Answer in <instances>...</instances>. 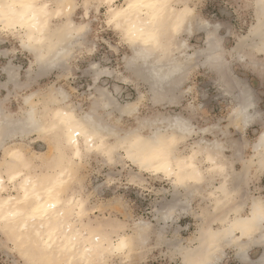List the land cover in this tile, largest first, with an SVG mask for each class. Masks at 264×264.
Wrapping results in <instances>:
<instances>
[{
    "label": "clouds",
    "instance_id": "obj_1",
    "mask_svg": "<svg viewBox=\"0 0 264 264\" xmlns=\"http://www.w3.org/2000/svg\"><path fill=\"white\" fill-rule=\"evenodd\" d=\"M24 9L35 32L12 29ZM0 41L27 63L0 84V185L59 194L80 233L77 258L53 247L50 264L264 251V0H0Z\"/></svg>",
    "mask_w": 264,
    "mask_h": 264
},
{
    "label": "bare ground",
    "instance_id": "obj_2",
    "mask_svg": "<svg viewBox=\"0 0 264 264\" xmlns=\"http://www.w3.org/2000/svg\"><path fill=\"white\" fill-rule=\"evenodd\" d=\"M18 15L16 24L12 25L13 31L16 30L17 25L25 30L35 32L39 26V16L36 12H31L30 9H24ZM43 31V27H40ZM1 54L0 51V56ZM2 73L5 75L6 81L0 83L7 85L9 81L18 79L17 68L7 67L1 68ZM92 137L88 138L89 148L96 147L92 144ZM73 144L77 143L76 136L72 137ZM9 184L0 185V207L3 208V213L0 214V228L1 235L5 238H11L10 249L22 255L24 258L29 259L34 253L44 249L45 242L51 245L47 252L48 258H51V249L55 247L56 259H67L68 261L77 258L78 237L79 231L76 229L75 223L66 219V207L61 206V200L57 197L44 195L41 198L40 193H34L32 189H27V197L25 196V189L30 182V178H26L20 184H15L14 177H9ZM227 185L225 184V187ZM15 188L16 190H13ZM55 205V207H50ZM84 202L77 201L75 204L76 214L79 216L83 213ZM70 213L71 210L67 209ZM59 221L63 225V235H57L56 223ZM121 241V238L116 247ZM126 242V241H125ZM81 257L83 252L78 253ZM252 264H264V251L260 250L256 257L249 256L246 258ZM241 263L245 264V258H241Z\"/></svg>",
    "mask_w": 264,
    "mask_h": 264
},
{
    "label": "rangeland",
    "instance_id": "obj_3",
    "mask_svg": "<svg viewBox=\"0 0 264 264\" xmlns=\"http://www.w3.org/2000/svg\"><path fill=\"white\" fill-rule=\"evenodd\" d=\"M0 49H1V68L7 67L10 65L11 67L17 68L18 72V78L20 75L26 70L27 63L25 61V58L16 53L15 48L10 45L7 41H0ZM96 62L102 63V66H108L106 63L97 60ZM1 83L6 81L5 75L2 73L1 70ZM133 195L138 197V200L140 202V206L142 208L148 207L150 201L148 198H145L143 196H140L138 193L133 192ZM11 241V238H5L1 235V228H0V242ZM15 256L16 258L23 257L22 255H18L16 251L12 249H8L7 253L0 256V259H3L5 261L9 260L10 257ZM26 259V258H25Z\"/></svg>",
    "mask_w": 264,
    "mask_h": 264
},
{
    "label": "snow or ice",
    "instance_id": "obj_4",
    "mask_svg": "<svg viewBox=\"0 0 264 264\" xmlns=\"http://www.w3.org/2000/svg\"><path fill=\"white\" fill-rule=\"evenodd\" d=\"M134 35V34H133ZM151 38V37H150ZM191 166V165H189ZM157 170H164L166 173L171 174V170L168 167L167 161L165 160ZM25 196L27 197V191H25ZM50 207H55V205H50ZM127 247V243L125 241H121L119 245L116 247V251H123L124 248ZM51 248V245L45 242V247L43 250L34 253L30 258V264H50L49 258L47 256L48 250Z\"/></svg>",
    "mask_w": 264,
    "mask_h": 264
},
{
    "label": "crops",
    "instance_id": "obj_5",
    "mask_svg": "<svg viewBox=\"0 0 264 264\" xmlns=\"http://www.w3.org/2000/svg\"><path fill=\"white\" fill-rule=\"evenodd\" d=\"M1 51V49H0ZM0 79H1V56H0ZM1 83V80H0ZM260 250H254L250 253L251 257H256L259 254ZM242 264V263H241Z\"/></svg>",
    "mask_w": 264,
    "mask_h": 264
}]
</instances>
